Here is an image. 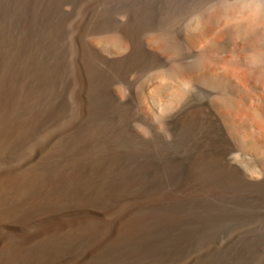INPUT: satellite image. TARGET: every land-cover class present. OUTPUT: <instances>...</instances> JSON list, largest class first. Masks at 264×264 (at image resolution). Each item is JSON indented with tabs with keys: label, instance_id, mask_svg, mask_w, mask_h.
<instances>
[{
	"label": "bare ground",
	"instance_id": "1",
	"mask_svg": "<svg viewBox=\"0 0 264 264\" xmlns=\"http://www.w3.org/2000/svg\"><path fill=\"white\" fill-rule=\"evenodd\" d=\"M0 264H264V0H0Z\"/></svg>",
	"mask_w": 264,
	"mask_h": 264
},
{
	"label": "rangeland",
	"instance_id": "2",
	"mask_svg": "<svg viewBox=\"0 0 264 264\" xmlns=\"http://www.w3.org/2000/svg\"><path fill=\"white\" fill-rule=\"evenodd\" d=\"M70 118V111H69V113L67 114V117H65L64 119H62L64 122H68V119ZM69 123V122H68ZM251 228H254V227H251ZM250 228V229H251Z\"/></svg>",
	"mask_w": 264,
	"mask_h": 264
}]
</instances>
